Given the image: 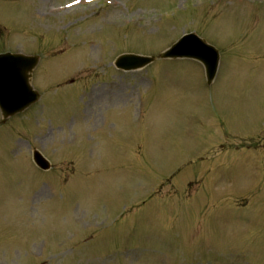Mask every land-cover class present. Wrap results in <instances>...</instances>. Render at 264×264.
Returning <instances> with one entry per match:
<instances>
[{
    "label": "rangeland",
    "instance_id": "1",
    "mask_svg": "<svg viewBox=\"0 0 264 264\" xmlns=\"http://www.w3.org/2000/svg\"><path fill=\"white\" fill-rule=\"evenodd\" d=\"M190 32L212 84L115 66ZM8 51L42 99L0 126V264H264V0H0Z\"/></svg>",
    "mask_w": 264,
    "mask_h": 264
},
{
    "label": "water",
    "instance_id": "2",
    "mask_svg": "<svg viewBox=\"0 0 264 264\" xmlns=\"http://www.w3.org/2000/svg\"><path fill=\"white\" fill-rule=\"evenodd\" d=\"M213 53L216 54V51L206 45L201 40L196 39L194 36H189L183 39L178 45L173 47L170 51L163 54V57H202V59L207 67L209 82L211 83L216 75L217 65H218V57L216 60L213 57ZM206 56H210L208 60L203 59ZM152 58H144L139 61V63L132 62L131 67L137 68L138 65H145L151 62ZM38 62V58L20 56V55H1L0 56V82L3 84L10 85L6 81L5 75L10 79L11 86H21L23 97V105L20 107L13 103V99L9 98L6 95H2V107L3 115L5 118L15 115L16 113L24 110L32 103L36 102L40 95L33 91L30 86V77L31 72L34 70ZM122 59L119 60V66H129L123 63ZM5 74V75H4ZM17 78L19 80H17ZM35 161L39 166L44 169H48L50 164L38 153H35Z\"/></svg>",
    "mask_w": 264,
    "mask_h": 264
},
{
    "label": "bare ground",
    "instance_id": "3",
    "mask_svg": "<svg viewBox=\"0 0 264 264\" xmlns=\"http://www.w3.org/2000/svg\"><path fill=\"white\" fill-rule=\"evenodd\" d=\"M48 2H45L44 4L46 5ZM92 96H95V97H101L102 95L99 94V91H94V93L92 94Z\"/></svg>",
    "mask_w": 264,
    "mask_h": 264
}]
</instances>
